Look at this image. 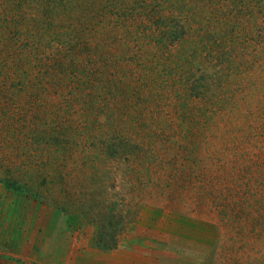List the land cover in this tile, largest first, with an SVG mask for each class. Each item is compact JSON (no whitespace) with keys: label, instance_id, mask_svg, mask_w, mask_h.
Listing matches in <instances>:
<instances>
[{"label":"rangeland","instance_id":"obj_1","mask_svg":"<svg viewBox=\"0 0 264 264\" xmlns=\"http://www.w3.org/2000/svg\"><path fill=\"white\" fill-rule=\"evenodd\" d=\"M120 244L264 264V0H0V256Z\"/></svg>","mask_w":264,"mask_h":264},{"label":"crops","instance_id":"obj_2","mask_svg":"<svg viewBox=\"0 0 264 264\" xmlns=\"http://www.w3.org/2000/svg\"><path fill=\"white\" fill-rule=\"evenodd\" d=\"M137 234H140V232H138ZM121 245H123V244L118 245V247L116 249H114L115 252L110 255V258H112V257L116 258V256H117L118 259L115 260V263H117V264H121V260L122 261L126 260V258H128L129 255H131V254L133 255L132 251H131V253L127 250L125 251V249H123L121 247ZM125 246L126 245L124 244L123 247L125 248ZM120 248L123 250H120ZM0 264H19V263H17L16 261H14L12 259L9 260V259L5 258L4 256H0ZM123 264H128V263H125V261H124Z\"/></svg>","mask_w":264,"mask_h":264},{"label":"trees","instance_id":"obj_3","mask_svg":"<svg viewBox=\"0 0 264 264\" xmlns=\"http://www.w3.org/2000/svg\"><path fill=\"white\" fill-rule=\"evenodd\" d=\"M8 187V186H7ZM9 188V187H8Z\"/></svg>","mask_w":264,"mask_h":264}]
</instances>
